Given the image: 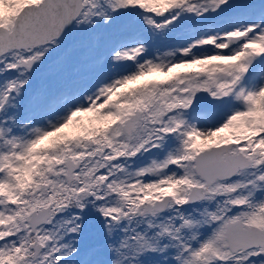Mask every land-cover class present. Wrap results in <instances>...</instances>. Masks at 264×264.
<instances>
[{
	"label": "snow or ice",
	"instance_id": "6c2138e0",
	"mask_svg": "<svg viewBox=\"0 0 264 264\" xmlns=\"http://www.w3.org/2000/svg\"><path fill=\"white\" fill-rule=\"evenodd\" d=\"M146 261L264 264V0H0V264Z\"/></svg>",
	"mask_w": 264,
	"mask_h": 264
},
{
	"label": "rangeland",
	"instance_id": "374dc122",
	"mask_svg": "<svg viewBox=\"0 0 264 264\" xmlns=\"http://www.w3.org/2000/svg\"><path fill=\"white\" fill-rule=\"evenodd\" d=\"M231 1L232 0H230V3ZM132 13L133 11H129L128 15H131ZM212 14H206V17H194L189 14H184L180 19L179 23H177L175 27L170 26L169 29L164 30L167 33L168 39L161 40L160 36L157 35L153 47L159 46L162 50H167L179 46H186L187 43H190L192 40L199 38L201 35L212 34L217 30L223 31L225 28H231L235 26V21L232 19L231 13L228 12L226 13V15H222L224 13H220V16L214 13L216 16L210 20ZM128 15L124 13L121 15V20L126 22L129 28L128 32L126 33V37L128 36V40L131 41L133 39H136L137 38L136 31H137L140 35H142L140 37H142L147 41H151L152 32L148 29L147 25L143 23L141 15L136 20L134 18H128V19L125 18L128 17ZM238 19H240L241 23L248 22L243 17H240ZM228 20H231V22H229L230 24H223ZM126 66L128 67L126 68ZM129 66H131V62H127L126 65H121L119 68L112 70L109 69L107 65H105L101 71L105 72L108 76H112L114 74L121 73L123 69L127 71ZM180 71H184V70L181 69ZM156 78H164V77H160L157 74ZM134 86H136V84H130L128 87H134ZM235 103L236 102H234V104ZM65 131H69V130H65ZM150 158L151 157L149 156V154H144L136 162V166L146 164ZM136 166L133 164V167ZM146 264H148L147 261Z\"/></svg>",
	"mask_w": 264,
	"mask_h": 264
},
{
	"label": "trees",
	"instance_id": "16d2710c",
	"mask_svg": "<svg viewBox=\"0 0 264 264\" xmlns=\"http://www.w3.org/2000/svg\"><path fill=\"white\" fill-rule=\"evenodd\" d=\"M124 14H126V15H128L129 14V11H125V12H123ZM122 13V14H123ZM123 17H125V16H123ZM138 17H140V14L138 13V12H135V11H133V13L131 14V15H128V17H125V18H134L135 20L138 18ZM213 18V17H212ZM211 18V19H212ZM210 19V20H211ZM210 20H209V22H210ZM204 35H206V34H204ZM140 36H142V35H140L137 31H136V37L137 38H139ZM126 39H128V36L126 37ZM128 66H126V68H127ZM125 71V69H123L122 70V72H124ZM156 75L157 74H153V76H151V77H148L149 79H151V78H156ZM160 77H162V76H160ZM143 81H138V83H142Z\"/></svg>",
	"mask_w": 264,
	"mask_h": 264
},
{
	"label": "water",
	"instance_id": "95a60500",
	"mask_svg": "<svg viewBox=\"0 0 264 264\" xmlns=\"http://www.w3.org/2000/svg\"><path fill=\"white\" fill-rule=\"evenodd\" d=\"M243 2H244V0H232L233 4H241Z\"/></svg>",
	"mask_w": 264,
	"mask_h": 264
},
{
	"label": "flooded vegetation",
	"instance_id": "af4514ba",
	"mask_svg": "<svg viewBox=\"0 0 264 264\" xmlns=\"http://www.w3.org/2000/svg\"><path fill=\"white\" fill-rule=\"evenodd\" d=\"M27 87V86H26ZM70 131V130H69ZM136 166V163L134 164Z\"/></svg>",
	"mask_w": 264,
	"mask_h": 264
}]
</instances>
